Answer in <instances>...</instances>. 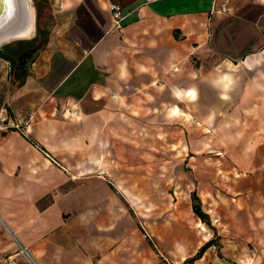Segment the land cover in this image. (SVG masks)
<instances>
[{
  "label": "crops",
  "instance_id": "1",
  "mask_svg": "<svg viewBox=\"0 0 264 264\" xmlns=\"http://www.w3.org/2000/svg\"><path fill=\"white\" fill-rule=\"evenodd\" d=\"M46 1L24 72L0 55V264L193 257L213 234L186 164L264 168V0ZM210 249L193 263L230 264Z\"/></svg>",
  "mask_w": 264,
  "mask_h": 264
},
{
  "label": "rangeland",
  "instance_id": "2",
  "mask_svg": "<svg viewBox=\"0 0 264 264\" xmlns=\"http://www.w3.org/2000/svg\"><path fill=\"white\" fill-rule=\"evenodd\" d=\"M32 3L36 12V29L31 36L10 42V52L14 57L25 49L36 51L48 35L50 6L46 0H32ZM185 169L191 172L189 176L194 181L193 186L201 198L203 209L210 216L211 224L207 227L216 242L211 246L210 254L218 255L220 261L230 264L242 262L246 256H250L248 263L264 264V168L239 175L237 170H231L216 156L211 159L201 154L188 162ZM253 174L261 176L260 185L255 184ZM170 192L175 193L174 186ZM140 225L145 236L151 242L155 241L154 236ZM164 256L173 264H195L187 260L175 262L167 253Z\"/></svg>",
  "mask_w": 264,
  "mask_h": 264
},
{
  "label": "water",
  "instance_id": "3",
  "mask_svg": "<svg viewBox=\"0 0 264 264\" xmlns=\"http://www.w3.org/2000/svg\"><path fill=\"white\" fill-rule=\"evenodd\" d=\"M34 21L36 12L32 0H0V47L13 41L9 39L19 31H32Z\"/></svg>",
  "mask_w": 264,
  "mask_h": 264
},
{
  "label": "trees",
  "instance_id": "4",
  "mask_svg": "<svg viewBox=\"0 0 264 264\" xmlns=\"http://www.w3.org/2000/svg\"><path fill=\"white\" fill-rule=\"evenodd\" d=\"M47 39V36H46ZM45 39V41H46ZM44 41V42H45ZM10 48H11V43L5 44L0 48V55H2L3 57H6L8 59L11 60V62L13 63L14 66H18V68L21 70V72H24L25 70V65L27 63V61H29V59L32 57L33 55V51H31L30 49H25L23 50L17 57L12 56L11 52H10ZM192 200H193V209L194 212L198 215V217H200V219L205 222L206 224L210 225V216L209 214L203 209L202 206V201L201 198L197 192V190H194L192 192ZM215 239L211 238L210 240H208L207 242H205L200 249L198 250V252L191 258H188L187 261L189 262H194L196 259L200 258L204 252L210 248L212 245H214Z\"/></svg>",
  "mask_w": 264,
  "mask_h": 264
},
{
  "label": "built area",
  "instance_id": "5",
  "mask_svg": "<svg viewBox=\"0 0 264 264\" xmlns=\"http://www.w3.org/2000/svg\"><path fill=\"white\" fill-rule=\"evenodd\" d=\"M226 1H228V0H226ZM221 10L222 11H228L229 10L228 2L223 3V5L221 6ZM112 11H113V16H114V26L121 28L122 27V21H123L125 15L122 13L120 5L112 4ZM8 116H9L8 111L6 109H3L0 112V122L6 121L8 119ZM16 125H17V127H20L19 124H16ZM43 151L48 156V158H51L54 162H57L55 157H53L48 151H46V150H43ZM21 252H23V254L25 256L29 257L34 263L37 264L35 258L33 257L30 250L26 246L21 247Z\"/></svg>",
  "mask_w": 264,
  "mask_h": 264
},
{
  "label": "bare ground",
  "instance_id": "6",
  "mask_svg": "<svg viewBox=\"0 0 264 264\" xmlns=\"http://www.w3.org/2000/svg\"><path fill=\"white\" fill-rule=\"evenodd\" d=\"M32 28H33V29H31L32 31L28 30V31H25V32H22V33L19 31V34L14 35L9 40H14V39H17V38H25V37L31 36V34L34 32V29H36L35 28V21H34V25L32 26ZM199 226L201 227L202 230H206L205 224L199 223Z\"/></svg>",
  "mask_w": 264,
  "mask_h": 264
}]
</instances>
